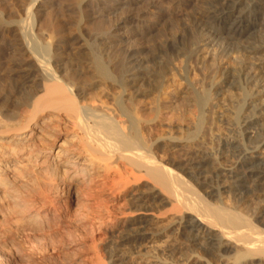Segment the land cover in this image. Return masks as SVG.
<instances>
[{
	"label": "bare ground",
	"instance_id": "1",
	"mask_svg": "<svg viewBox=\"0 0 264 264\" xmlns=\"http://www.w3.org/2000/svg\"><path fill=\"white\" fill-rule=\"evenodd\" d=\"M202 1L205 3L204 10L196 15L192 23L189 22L191 25L188 27L189 30L198 34L204 45H212V47H216L218 44L229 47L239 45L247 55L246 57L250 59L251 56L264 50V40L259 38L260 42H257L256 39V42L260 44H256L253 40L256 29L264 30V17L259 16L264 14V0ZM31 14L29 8L26 11L27 23L25 22L28 26L33 19ZM29 27L23 25L19 40L12 41L13 48L18 46L19 49L21 46L23 49L17 52L15 48L14 52H6V56L0 59V62L1 60L9 62L7 73L2 74L0 70L1 247L5 245L8 232L11 230H17L19 233H24L27 230L33 232L35 228L47 227L53 223L51 221L55 217L59 221L63 212L67 214L69 222L72 215L68 210V205L70 206L72 203H75V211L77 210L74 215H77V219L80 217L76 221L93 231L96 229V227L93 228L95 224H99L97 220L103 212L100 211L102 208L100 210L99 208L103 206V209L106 210L108 207L105 208L106 203L101 205L103 200H101V195L103 196L105 193L119 194L118 191L123 192L130 185L142 184L147 180L152 182L153 186L150 187L154 190L147 195L143 192L144 190L136 188L135 194L132 195V202L136 209L132 208V213L135 215L123 219L125 220L124 227L118 233L113 252H111L113 264H133L125 256L126 251L130 253V250L136 251L137 256L141 255L142 258L148 254L142 259L143 261H149L148 258L155 260L149 261L148 264H166V261L162 260L182 257L176 242L161 250L163 259L159 256L153 257V254H157L156 251H154L155 253L150 251L151 257L147 251L149 248L155 250L153 248L155 245H152L153 237L149 234L153 222L149 212L153 211L161 202L169 204L174 209H179L178 213L180 210L191 213L202 224V231L200 230L201 232L196 234L189 233L184 226L179 231L183 238L178 241H182L191 252L199 251L211 255L210 257L216 256L218 261L219 259L223 261L229 253H235V258L239 259L238 262L241 261L239 264H250L246 261L264 259V223L261 224L262 228L258 227L244 218L239 212L240 210L236 209L235 211L227 208L225 204V206L222 205L223 202L217 200L216 204H214L215 201L210 202L216 194L219 197L225 193L219 190L223 186L222 183H227L225 187L228 191L226 193L238 197L241 201L242 199L245 201V198L254 195V193H262L264 190L263 161V164L254 166L253 160L259 158L250 157L234 161L232 167L228 166L230 170H222L212 164L209 168L201 166L198 169L184 171L185 175L177 174L173 168H168L157 161L154 151L152 152L149 148L140 129L139 123L142 119L140 120L139 115L134 114L136 112H132L130 104H119L112 107L113 104H109L105 97L94 92L97 90H94L95 84L91 82L90 78V82H87V79L86 82H83V78L81 80L83 83H79L80 80L76 82L73 78L72 80L67 78L66 75L71 71L75 73L77 68L78 70L83 68H79L80 62L77 61L81 58H77V62L71 59L70 62V60L67 61L68 57L64 59L62 56L64 54L61 55L62 57L60 54L51 57L52 55L50 56L48 52L49 48L40 45L41 41L37 42L38 39L36 40L31 34L32 29ZM185 27L187 26L185 25ZM123 28L119 26L114 28L115 34L112 36L110 33V37L117 38L118 41V38L123 35L119 31ZM250 37L253 38L248 41ZM246 39L247 42L243 41V44L240 42L246 41ZM121 40L122 38H120ZM17 41L20 42L17 44ZM104 42L106 43V40ZM122 51L124 52L121 53L123 56L117 57L118 59L113 58V60L119 62L121 67L122 77L119 80V85L125 91L134 89L137 82H142L145 77L142 75L146 72V67L141 64L142 60L140 63L137 61L136 54L138 52L136 50L125 46ZM18 53H20L18 55L21 56L20 58L17 57ZM104 55L103 57L101 55L100 58L91 56L90 60L88 59L89 68L99 79L108 81L111 79L107 65L110 58L106 56V53ZM253 68V71H251L252 68L242 71L243 83L254 89L250 94L254 101L249 103L250 110L242 119L250 133L257 131L260 125L264 126V75H260L263 73L262 71L257 72L260 70H257V67ZM80 74L82 73L80 72ZM86 77L88 78V76ZM7 89L11 95L6 93ZM135 90L139 91L140 89ZM109 99L111 100V98ZM203 101L204 97L197 99L199 105H202ZM142 115L144 116V114ZM154 147L156 148L157 145ZM175 148L177 147H173L171 150L174 151ZM245 152L247 151L240 150L237 155L244 158L243 153ZM225 153H222V157L219 159H227L228 156L225 157ZM260 153L262 154V151ZM222 179L226 180L222 182ZM191 181L205 185L208 191L205 190V194L201 193L194 188ZM119 188H123V191L120 189L116 192ZM125 193L126 191H124ZM107 205L109 204L107 203ZM111 207L113 209L114 206ZM111 211L107 209L106 213L110 217L114 214L113 212L110 215ZM114 211L116 212L115 209ZM99 212L101 213L99 214ZM105 212L103 213L105 214ZM116 215L115 213V217ZM125 215L127 216V214ZM102 219L100 218L99 222ZM109 220L110 218L103 225L110 223ZM26 239L31 254L32 250L36 251L39 247L36 244L39 238L37 240L32 235H26ZM182 242L180 245L183 244ZM177 244L179 245V243ZM159 246L156 247V249L158 248L157 252ZM143 248L145 251L140 254L139 249ZM194 258L190 256L188 262L199 264L197 258L196 260Z\"/></svg>",
	"mask_w": 264,
	"mask_h": 264
},
{
	"label": "rangeland",
	"instance_id": "2",
	"mask_svg": "<svg viewBox=\"0 0 264 264\" xmlns=\"http://www.w3.org/2000/svg\"><path fill=\"white\" fill-rule=\"evenodd\" d=\"M204 4L202 0H35L34 2L33 0H0V59L6 56V52L12 53L16 49L19 52L20 49H23L21 46L19 49L18 46L13 48L12 41L19 40L23 25L30 26L31 34L36 40L38 39L37 42L41 41L40 45L49 48L48 52L50 56L52 55L51 57L64 54L62 55L64 59L68 57L67 61L70 60V62L76 61L77 58L82 59L77 61L80 62L79 68H83L79 69L80 71L77 68L78 71H76L79 73L75 71L76 74L71 71L73 74L70 72L66 75L67 78L70 80L73 78L76 82L80 80L79 83L91 80L95 84L94 90H97L94 92L105 97L109 104H113L112 107L119 104H130L132 112H136L134 114L139 115L140 120L142 119L139 123L140 129L149 148L152 152L154 151L157 161L168 168H173L177 174L185 175L188 170L198 169L201 166L209 168L212 164L222 170H230L234 161L250 157L259 158L253 160L254 166L261 165L264 162V126L260 125L259 130L257 129L258 132L250 133L242 122L243 117L250 110L249 103L254 101L250 95L254 89L243 83L242 71H245L246 68H252L251 71H253V67H257V70L260 69L257 72L262 71L263 73L260 75H264V50L251 56L250 59L246 57L247 55L239 45L234 47L221 44L216 47L204 45L198 34L189 30L193 19L204 10ZM29 8L33 19L28 26L26 25V11ZM263 15L259 16L263 18ZM122 25L124 28L121 27ZM118 26L123 28L119 31L123 34L120 37L121 41L120 38L117 41V38L110 37L111 34L112 36L115 34L114 28ZM262 30L261 28L256 29L254 36L252 34L254 38L250 37L248 41H251V38L255 42L256 39L257 42H260V39L264 40V30ZM193 34L195 35L193 36ZM243 41L247 42V39L240 42L243 44ZM19 42L17 41V44ZM257 42L256 44H260ZM125 46L136 50L138 52L136 54L137 61L140 63L142 60L141 64L146 67V72L142 75L145 76V80H142L144 82H137L134 88L140 89L142 92L135 90L137 93L132 88L123 91L119 85L122 71L119 62L117 63L113 58L122 57L124 53L122 50L125 49ZM105 53L110 58L107 65L111 79L108 81L99 79L89 68L91 56L100 58L101 55L105 56ZM19 54H17L18 58L21 57L18 56ZM2 62L3 60L0 62V67L3 66L0 70L2 74L7 73L9 62L4 61L7 65ZM52 64L54 65V63ZM223 73L225 74L223 75ZM7 91H9L8 89L6 93L11 95L10 91ZM218 94L219 96H217ZM203 97L204 101L202 105H199L197 99ZM154 145L157 147L155 148ZM173 147L177 148L172 151ZM176 149L178 150L175 151ZM240 150L247 151L243 153L244 158L237 155ZM259 150L262 151V154ZM222 153L226 154L225 157L228 156L227 159H219L222 157ZM228 166L230 167L228 168ZM225 180L222 179V182ZM191 183L196 190L203 194H205V190L208 191L206 186L201 183L195 181H191ZM138 184L127 187L128 189L124 190L125 194L123 188L116 190L117 192L122 189L123 192L120 190L119 194L102 193L101 205L106 203L105 208L108 207L106 210L103 209V206L99 208V210L102 208L101 212H106L105 214L99 212V214L101 213L99 218L97 217L99 224H95L93 228L96 227V229L93 231L76 221L80 217L77 219V215H74L77 213L75 203L68 205V210L72 215L69 222L67 214L63 212L59 221L55 217L51 221L53 223L42 227L43 229L35 228L33 232L31 231L32 233L28 230L24 233L11 230L12 232H8L5 245L0 246V264H113L111 252H113L118 233L124 227L125 220L123 219L135 215L132 213L133 209L136 210L134 202H132V195L135 194L136 188L144 190L143 192L147 195L154 190L150 187L153 186L150 181L145 180L144 183ZM222 185L219 190L225 193L219 197L216 194L211 200L209 198L210 202L215 201L214 204H216L217 201H220L227 208L235 211L236 209L240 210L239 212L244 218L261 227V224L264 223V190L262 193H254V195L245 198V201H243L244 199L241 201L238 197L226 193L228 191L225 187L227 183H222ZM212 193L214 194V191ZM162 203H158L154 210L149 212L153 221H151L149 234L154 240L152 245H155L153 247L155 250L146 249L149 251L150 257L151 252L155 253L154 251H156L157 254H153V257L159 256L163 259L161 250L176 242L182 257L162 260L166 261V264H188L190 256L191 258L195 257L194 260L197 258L199 264H239L241 262H238L237 257L235 258V253H229L223 261L222 259L218 261L216 256L210 257L211 255L199 251L191 252L181 241L182 247L181 242L178 241L183 238L179 233L180 229L184 226L189 233L196 234L202 231L203 226L191 213H185L184 210H180L178 213L179 209ZM111 206H114L113 209ZM107 209L113 210L110 213L111 215L114 212L112 217H115V213L117 214L115 219L113 218L114 220L109 214H106ZM122 211L125 213L123 214ZM100 218L104 220L99 222ZM109 218L110 223L103 225ZM176 229L178 230L176 231ZM26 235H32L37 240L39 238L36 241L39 243H36L39 247L36 245V251L32 250L31 254ZM156 245H160L158 252ZM130 251V253L126 251L125 256L133 264H148L153 259L148 258L149 261H143L142 259L148 254L142 258L141 255L137 256L136 251ZM139 251L140 254H143L145 249H139ZM258 261H246V263L264 264V259Z\"/></svg>",
	"mask_w": 264,
	"mask_h": 264
}]
</instances>
